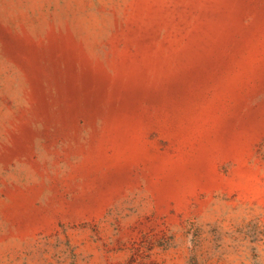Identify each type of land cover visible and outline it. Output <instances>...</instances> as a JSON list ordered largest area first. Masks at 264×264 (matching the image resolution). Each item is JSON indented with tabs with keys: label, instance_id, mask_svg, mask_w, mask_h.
<instances>
[{
	"label": "rangeland",
	"instance_id": "374dc122",
	"mask_svg": "<svg viewBox=\"0 0 264 264\" xmlns=\"http://www.w3.org/2000/svg\"><path fill=\"white\" fill-rule=\"evenodd\" d=\"M0 264H264V0H0Z\"/></svg>",
	"mask_w": 264,
	"mask_h": 264
}]
</instances>
